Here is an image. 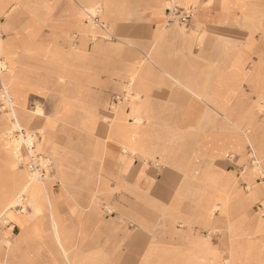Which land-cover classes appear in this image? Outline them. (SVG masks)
I'll use <instances>...</instances> for the list:
<instances>
[{
    "label": "crops",
    "instance_id": "1",
    "mask_svg": "<svg viewBox=\"0 0 264 264\" xmlns=\"http://www.w3.org/2000/svg\"><path fill=\"white\" fill-rule=\"evenodd\" d=\"M172 6L200 8L191 28L167 21ZM0 8L17 115L50 143L55 162L51 185L27 196L28 213L17 206L3 217L0 263L264 264V223L251 219L264 183L249 192L238 183L239 164L249 163L245 182L255 178L245 146L264 154L256 110L264 57L262 78L241 80L251 28L242 45L235 33L264 23V0H0ZM96 10L95 22L129 25L118 27L124 41H91L86 18ZM261 43L264 56V34ZM126 81L135 100L105 125L108 99ZM36 103L50 107L31 115ZM8 121L0 116L1 143ZM0 157L9 176V154ZM258 167L264 179V156Z\"/></svg>",
    "mask_w": 264,
    "mask_h": 264
},
{
    "label": "rangeland",
    "instance_id": "2",
    "mask_svg": "<svg viewBox=\"0 0 264 264\" xmlns=\"http://www.w3.org/2000/svg\"><path fill=\"white\" fill-rule=\"evenodd\" d=\"M211 0H208V2ZM1 9V8H0ZM179 10V11H190L192 14V20L187 24V25H182L180 24L177 20H174L172 23L181 26L183 29H186L190 26V28L192 27L191 24L193 22V19L196 17H198L199 15V7H192V8H188V9H184V8H179V7H175L172 6L169 9H167L166 13H167V21L169 19L168 17V11L170 10ZM90 15L91 19H89L88 17L86 18V25L89 26V37L91 39V41L93 42H102L107 44L108 46L112 45L113 43L119 42V41H124V39H122V35L117 34L118 31H121L118 29V27L123 28L124 26H129V25H108V24H104V23H100V22H95L96 19L100 20V14L99 11L96 10L94 13H92V11H90ZM2 22V19L0 20V23ZM169 22V21H168ZM244 27V28H243ZM251 28L250 32L251 35L249 36L251 39V54L247 58L245 57H238V65L240 66V68L242 67V70H244L243 72H245V75L240 71L239 75L240 79H249V80H256V79H260L262 78L259 74L258 71V66L260 64V60L263 59V55H260L261 49H263L262 43H261V39L262 36L264 34L263 29H264V23H256V24H252V25H236L235 27V33H236V43L239 45H242L244 41H246L245 39H247L246 37V32H248L249 30L247 28ZM4 34L1 35V38L4 39ZM40 39H37L36 42H40ZM78 40H70V48L75 47L77 44ZM128 55H131V51L128 50ZM0 60L2 61V65H0V79H2L4 77V75L6 73L9 72V66L7 65V63L5 62V60L3 58H0ZM245 61V63L243 64L242 62ZM243 64V65H242ZM257 71V72H256ZM243 75V77H242ZM4 88V87H3ZM3 88L0 85V116L2 118H5L6 115L9 118L10 121V130L9 132H7L5 134L4 140H2L3 142H0V155L1 154H9L10 157V162L11 165L15 167V170L12 171V173L8 175L7 170H5L2 166V162L0 161V191L3 193L4 196V192L7 194L10 191V188H12V184L11 186L8 185L10 184V179H12L14 182L16 181H20L19 178L17 177V172L18 169L20 171H22L28 178H34L35 176L32 175V173L29 171L28 169V165L30 163V158L28 155H33V157L35 158V160L39 161L40 165L42 166V168H44V175L43 177H41L38 180H42V183H44L45 187H47L50 184V177L54 174L55 172V162H54V157L51 154L50 151V143L49 144H41V140L43 138V136H41V132L32 130V129H28L27 127H23V125H20V128L23 129V131L18 130L17 128H14V122H13V118H12V110L11 107L9 106L10 103H8V96L12 99H14L13 95H12V82L10 81L8 83V85H6V89H7V93L8 96H6L5 91L3 90ZM3 91H2V90ZM251 90V94L252 96H255L254 90L257 91L258 89H250ZM4 93V96L1 97V94ZM132 94V88L131 85H129V82L126 81V83H124L120 89V91L117 94H111L109 99H108V104L106 106V118H103V123H105V125H109L112 124L114 122V117L116 116V114L123 110L126 109L133 100H135L134 95H130ZM118 98V99H117ZM259 102H263V99H258ZM13 102V100H12ZM15 102V103H14ZM13 102V109L16 108V101L14 100ZM34 105L32 104V107ZM5 107V109H4ZM43 107H50V104H46V105H40L38 103L35 104V106L33 107L34 110L29 109V113L31 115H43ZM50 110V109H49ZM258 112L263 111L264 108L263 106H259L256 109ZM33 112V113H32ZM107 112H109L110 114H108ZM114 116V117H113ZM8 121V122H9ZM137 123V121H136ZM21 129V130H22ZM16 130L20 131L19 133H16ZM49 138H53L54 137H47ZM56 138V137H55ZM247 147L248 148V153H247ZM16 149V150H15ZM18 151V152H17ZM13 152H17V155L20 156L22 159H24L21 163H19V161L16 159V156ZM19 153V154H18ZM28 153V154H27ZM245 155L247 158V161H250V164L252 165L251 167V171L254 174V179L251 183H247L244 181L243 177L244 174L247 173V171L249 170L247 168V165L249 166V163L247 164H239L241 169H240V177L241 179H238V183L241 186V190L244 192H249L252 191V189L255 187L256 183H264V179L262 178V175L259 171H261V168L258 167L257 164H255V167H253V162L255 163L256 160H252L251 157V147L249 145L245 146ZM1 159V157H0ZM154 162V161H153ZM255 168L257 170H255ZM34 176V177H33ZM5 178V179H4ZM37 178V177H36ZM5 180V181H4ZM37 180V179H36ZM37 182V181H36ZM39 187V188H38ZM40 183L37 186V188L40 190ZM37 189V190H38ZM36 191H30L27 190L24 193L21 194H17L20 198L18 200H16L15 205L12 204L11 208H9L7 211H5V213L3 214L2 218L6 216V214L11 215L10 210L13 208L14 206H20L16 209V211L19 210H24L21 215H26L28 213V210H30V205H29V200H27V196L29 195H33L35 194ZM16 196V197H18ZM13 199V198H12ZM2 208L6 209L7 207H9V204L11 202V198H7V199H3L2 200ZM16 208V207H14ZM254 208L256 209V212L251 210L252 214V221L253 223L255 222H260V223H264V197L262 199L261 202H258ZM15 209H12L11 212L15 213V211H13ZM3 211V210H2ZM17 213V212H16ZM1 218V219H2ZM6 221H2V223L0 222V227H3V224H5ZM252 225V224H251ZM5 226V225H4ZM253 229H255L256 227H252ZM257 231V229H256ZM242 234V233H241ZM238 236H242V235H238ZM237 236V237H238ZM255 236H257V234H253L252 233V238H255ZM2 264V263H0Z\"/></svg>",
    "mask_w": 264,
    "mask_h": 264
},
{
    "label": "bare ground",
    "instance_id": "3",
    "mask_svg": "<svg viewBox=\"0 0 264 264\" xmlns=\"http://www.w3.org/2000/svg\"><path fill=\"white\" fill-rule=\"evenodd\" d=\"M0 13H2V9H0ZM5 22V21H4ZM16 23H18L17 21H15ZM2 25V24H1ZM9 25V24H8ZM2 31V30H1ZM6 34V33H5ZM2 41V40H1ZM6 42V41H5ZM7 43V42H6ZM1 44V43H0ZM7 46V45H6ZM1 47H2V45H1ZM0 47V48H1ZM1 51V50H0ZM13 59V58H12ZM3 63H2V61L0 60V65H2ZM137 71V70H136ZM6 77H7V75L5 74L4 75V77L2 78V79H0V85H1V87L3 88V90L5 91V94L7 93V89H6V85H8V81H6ZM12 95H13V97H14V99L12 98H10L9 96H8V94H6V96H8V103H10V107H11V110H12V118H13V122H14V128H17V129H19V130H21V128H20V125H21V121H22V118L19 120V116L17 115V110H18V106H17V104H16V108L15 109H13V102H14V100H15V98H16V93L15 92H13V88H12ZM12 100H13V102H12ZM15 103V102H14ZM16 150V149H15ZM18 152V151H17ZM17 152H13L14 154H15V156H16V159L19 161V163H21L24 159H22L20 156H18L17 155ZM19 154V153H18ZM252 156H253V159H255L256 160V164L258 165V161L259 160H262V158H263V156H264V154L263 153H253L252 154ZM255 170H257L256 168H255ZM17 174V177L19 178V182L18 183H15V182H13L11 179H10V184H8V185H10L11 186V184H12V188H10V191L8 192L9 194H8V196L6 195V198L5 199H7V198H11V202H10V204H9V207H7L6 209H3L2 208V200H1V202H0V222L2 223V216H3V214L5 213V211H7L9 208H11V205L12 204H14L15 205V203H16V200H18L20 197L17 195V194H21V193H24L25 191H27V190H30V191H36V188H37V186L39 185V183H40V185H42L43 186V189H45V185H44V183H42V180H38V179H40V178H36V176L34 177V178H28L22 171H20L19 169H18V172L16 173ZM33 175V174H32ZM5 179V178H4ZM37 179V180H36ZM5 181V180H4ZM37 181V182H36ZM261 191V190H260ZM16 196H18V197H16ZM13 198V199H12ZM13 205V208L12 209H14V207H17V206H14ZM3 210V211H2ZM2 218V219H1ZM5 221V220H4Z\"/></svg>",
    "mask_w": 264,
    "mask_h": 264
},
{
    "label": "built area",
    "instance_id": "4",
    "mask_svg": "<svg viewBox=\"0 0 264 264\" xmlns=\"http://www.w3.org/2000/svg\"><path fill=\"white\" fill-rule=\"evenodd\" d=\"M168 17H169L168 19L169 22H173L174 20H177L182 25H187L192 20V14L190 11H179L176 9H173L171 11L169 10ZM3 96H4V93L1 94V97ZM19 132L20 131H16V133H19ZM28 156L30 158V163L27 164L29 171L38 178L43 177L45 173L44 168H42L38 160L37 161L35 160L33 155H28Z\"/></svg>",
    "mask_w": 264,
    "mask_h": 264
}]
</instances>
